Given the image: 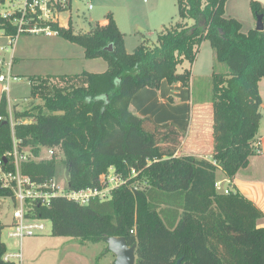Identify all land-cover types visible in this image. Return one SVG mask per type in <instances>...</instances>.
<instances>
[{
	"label": "trees",
	"instance_id": "16d2710c",
	"mask_svg": "<svg viewBox=\"0 0 264 264\" xmlns=\"http://www.w3.org/2000/svg\"><path fill=\"white\" fill-rule=\"evenodd\" d=\"M5 0H0V3ZM179 20L162 26L157 40L143 37L127 52L124 34L112 16L89 34L53 24L58 36L81 46L86 58L107 63L104 73L84 72L65 79L43 104L12 112L3 92L0 100V157L14 150L61 147L63 160L25 162L21 171L35 182L59 181V164L69 171V189H103L110 170L126 183L106 200L81 206L65 198L46 207L32 205L28 217L50 221L53 237H70L81 244L125 238L137 246L140 264H264V213L240 192H219L217 174L231 181L250 165L262 122L264 32H242L241 23L225 16L229 0H173ZM70 4V3H69ZM256 17L264 7L252 2ZM0 29L15 28L0 17ZM204 42L214 50L226 72H213L211 158L178 155L183 132L175 125L160 127L131 110L141 90H159L163 81L190 88L192 67ZM112 47V52L107 48ZM187 61L190 69L178 72ZM36 97V96H35ZM8 170L13 159L7 157ZM5 167V168H6ZM11 189L0 182V198ZM15 203V201H14ZM0 225V264L7 247ZM112 254V253H111ZM113 257H115L112 254ZM113 262L112 264H114Z\"/></svg>",
	"mask_w": 264,
	"mask_h": 264
},
{
	"label": "rangeland",
	"instance_id": "374dc122",
	"mask_svg": "<svg viewBox=\"0 0 264 264\" xmlns=\"http://www.w3.org/2000/svg\"><path fill=\"white\" fill-rule=\"evenodd\" d=\"M71 1V7L59 15L61 26L71 27L75 35L89 34L96 24H105L107 17L112 16L124 34L125 48L129 53L141 44L143 37L155 43L163 25L171 26L179 20L178 7L173 0ZM253 1L264 7V0H229L225 7V16L238 20L242 25L243 33L255 30L257 26V17L251 6ZM9 42L10 40L0 30V75L7 76L10 72L7 97L11 114L15 109L28 110L34 103L43 104L39 95H52L55 88L65 85L66 78L84 72L104 73L107 70V63L104 60L86 58L81 46L61 36L21 35L15 49L9 45ZM199 54L196 69L194 71L192 69V76L195 79L191 88L192 98L195 101H207L211 100L213 72H226L227 67L216 63L214 50L209 42L204 43ZM185 69H190L187 61L178 67V71L182 73ZM259 86L263 99L259 133L264 136V79ZM23 152L29 154L30 149H24ZM47 159H49L48 149L41 147V155L32 157L31 160L39 162ZM58 172V182L65 186L67 171L63 165L59 164ZM217 178L220 181L219 174ZM238 179L264 184L263 139L260 154L255 153L250 167L241 171ZM227 186L229 185L225 184L223 188ZM231 189L233 192H239L237 187L232 186ZM16 209L12 198H0V225L5 226L2 241L8 253L22 251V259L17 261L18 264H112L115 262L116 257L107 252L105 243L83 245L74 238L53 237L50 221H44L46 226L44 233L25 238L22 243L16 245L14 240L8 238L9 225L14 222ZM257 225L264 228V219L258 220Z\"/></svg>",
	"mask_w": 264,
	"mask_h": 264
},
{
	"label": "built area",
	"instance_id": "2783aa9c",
	"mask_svg": "<svg viewBox=\"0 0 264 264\" xmlns=\"http://www.w3.org/2000/svg\"><path fill=\"white\" fill-rule=\"evenodd\" d=\"M69 8V0H5L0 3V17L6 20L11 27L15 28V35H7L5 29H1L3 35L10 42L9 45L15 49L17 41L21 35H45L47 37L58 36V32L52 28L53 24H59V15ZM10 72L7 76L0 75V83L3 84V92L8 93ZM10 107V106H9ZM10 113V120L14 125V119ZM3 118L0 116V123ZM24 153L19 150L18 144L14 143V150L3 157H0V182L5 188H9L14 193V201L17 207L14 212V222L9 227L8 238L14 240L16 245L22 243L25 238L35 237L42 234L46 230L44 220L30 218L28 215L32 209V205L39 204L42 206H50L53 199L65 198L75 202L81 206L91 203L92 200H106L112 191L124 185L126 181L115 175L114 170H110L109 174L104 178L105 186L103 189L87 188L81 190H73L63 186L56 179L35 182L30 177L22 174L21 167L25 162H32V157L38 156L33 152ZM48 149L49 159L60 160L63 158V150L61 147H52ZM7 157L13 159V169H7ZM6 167V168H5ZM216 188L219 192L229 193L228 189L222 187V182L218 181ZM5 262L19 261L22 259V251L16 253H6L3 257Z\"/></svg>",
	"mask_w": 264,
	"mask_h": 264
},
{
	"label": "crops",
	"instance_id": "0c3cea01",
	"mask_svg": "<svg viewBox=\"0 0 264 264\" xmlns=\"http://www.w3.org/2000/svg\"><path fill=\"white\" fill-rule=\"evenodd\" d=\"M69 3L70 8L72 1L69 0ZM198 55L192 67L193 71L196 69L200 58V54ZM13 59L12 57V60ZM12 65L11 63V67ZM194 83L195 79L192 76L190 88H184L181 84L169 85L166 81L162 82L159 90L145 88L133 98L131 110L139 117H149L157 126L167 127L175 125L183 132L178 155H192L210 159L213 150L212 105L210 100L195 101L194 98H192L191 88ZM2 94L3 84L0 83V100ZM262 139L264 140V136L259 133L254 145L258 155L261 151ZM253 158L254 156L251 157L250 164ZM240 173L241 171L237 174L235 179L231 181L222 171H219V180L222 182V187H224L225 184H228L229 186L227 187L230 188H232V186L237 187L242 195L254 202L264 213V184L261 182H252L253 180H239ZM227 187L225 189H229Z\"/></svg>",
	"mask_w": 264,
	"mask_h": 264
},
{
	"label": "water",
	"instance_id": "95a60500",
	"mask_svg": "<svg viewBox=\"0 0 264 264\" xmlns=\"http://www.w3.org/2000/svg\"><path fill=\"white\" fill-rule=\"evenodd\" d=\"M255 30L264 32V18L262 15L257 17ZM106 50L112 52V47ZM67 180H69V171H67ZM107 244L109 252L116 257L114 264H140L137 261V246H129L125 238H109ZM181 262L182 260H179L176 264H181Z\"/></svg>",
	"mask_w": 264,
	"mask_h": 264
}]
</instances>
